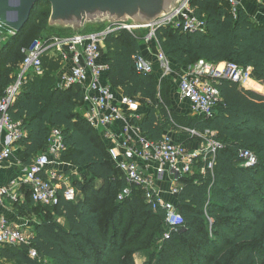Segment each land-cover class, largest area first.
I'll return each instance as SVG.
<instances>
[{
  "label": "trees",
  "instance_id": "obj_1",
  "mask_svg": "<svg viewBox=\"0 0 264 264\" xmlns=\"http://www.w3.org/2000/svg\"><path fill=\"white\" fill-rule=\"evenodd\" d=\"M191 9L204 23L203 31L157 29L165 58L182 68L199 61L214 66L233 62L264 85V24L243 10L234 11L226 0H194ZM48 16V4L34 6L25 26L0 49V100L17 81L23 50L42 35L71 37L69 32H47ZM144 37L123 30L104 40L108 68L104 82L146 109L130 124L152 142L169 129H181L223 145L212 172L200 174L197 168L204 163L198 158L194 174L181 180L174 200L182 224L165 239L164 211L152 210L139 189L132 188L129 197L117 200L126 184L110 160L107 143L81 113V88H57L60 60L44 57L43 75L28 74L7 109L24 132L15 144L18 159L29 166L46 152L52 130L58 129L64 143L58 162L86 174L79 179L69 171L62 173L80 190L74 202L65 201L60 192L55 206L34 204L30 194L26 202L14 204L18 214L35 215L38 223L28 244L0 248L3 264H135L133 254L142 251L144 242L158 244L145 264H264V94L222 80L217 84L221 100L213 118L181 116L171 105V86L154 73L134 69L133 58L141 55ZM242 150L254 155L253 166L242 167ZM148 224L155 241L146 238ZM32 249L35 258L29 256Z\"/></svg>",
  "mask_w": 264,
  "mask_h": 264
},
{
  "label": "built area",
  "instance_id": "obj_2",
  "mask_svg": "<svg viewBox=\"0 0 264 264\" xmlns=\"http://www.w3.org/2000/svg\"><path fill=\"white\" fill-rule=\"evenodd\" d=\"M193 1L184 0L171 15L149 26L144 41L156 38V31L161 27H181L184 32L203 31L204 23L193 15L191 9ZM226 1L234 11L237 10L235 0ZM123 30L132 33L129 27L117 24L77 38L54 34L42 35L30 48L23 50L24 58L20 64L17 81L6 90L5 97L0 100V163L11 158L15 144L24 136L20 125L12 122L7 114V109L21 86L23 76L26 74L42 76L44 57L59 59L63 68L57 77V88L66 89L73 85L81 88L85 121L99 132L107 143L110 160L125 181L126 187L117 195V200L123 201L129 197L132 188L139 189L144 202L152 210L164 211L163 223L166 230L164 238L167 239L170 230L182 224V217L174 200L180 190L181 180L194 174L198 158L204 163L203 167L197 168L199 173L204 175L208 171L212 172L215 155L223 145L207 136H203L204 143L195 151L187 149L184 144L175 142L167 135H163L157 142H152L130 124L131 110L136 103L123 96L119 99L115 97L113 89L104 82L107 65L100 62L101 47L106 37ZM0 34L14 35L2 25ZM133 60L136 72L144 75L153 73V63L144 55H137ZM156 61L161 64L164 75L171 72L169 61L161 52L158 53ZM179 77L177 83L179 98L189 102L192 110L205 120L213 118L214 110L221 100L217 88L219 81L227 80L247 89H252L249 86L254 81L250 70L233 62L214 66L199 61L194 66L186 68ZM123 109L129 114L125 115ZM116 123H121L120 130H116ZM130 131H134L135 137L130 136ZM190 133L199 136L195 131ZM63 151L61 132L54 129L46 152L36 157L22 170L21 183L27 186L34 204L55 206L58 204L60 192L65 201H75L77 197L75 188L66 185L63 174L49 168L51 164L59 163L58 159ZM239 158L243 161L242 167H250L256 163L254 155L247 150L240 151ZM164 177L169 179L170 189L167 193L169 200L164 199L156 188L159 180H164ZM4 196H10L12 200L17 201L16 182H11L8 187H0V199ZM30 237V234L21 228L14 227L6 218L0 217V248L28 244ZM29 256L35 258V250H30Z\"/></svg>",
  "mask_w": 264,
  "mask_h": 264
},
{
  "label": "water",
  "instance_id": "obj_3",
  "mask_svg": "<svg viewBox=\"0 0 264 264\" xmlns=\"http://www.w3.org/2000/svg\"><path fill=\"white\" fill-rule=\"evenodd\" d=\"M184 0H0V25L15 34L28 22L34 6L49 5L47 32L71 38L123 24L141 38L149 26L171 15ZM144 39L141 43H144Z\"/></svg>",
  "mask_w": 264,
  "mask_h": 264
},
{
  "label": "crops",
  "instance_id": "obj_4",
  "mask_svg": "<svg viewBox=\"0 0 264 264\" xmlns=\"http://www.w3.org/2000/svg\"><path fill=\"white\" fill-rule=\"evenodd\" d=\"M237 4V9L238 10H243L246 13L250 14L254 21L258 24H264V1L263 0H235ZM160 48L157 42L156 38H153L149 41H146L142 43L141 46V54L144 55L146 58L152 61L153 63V71L154 67L158 70L157 72L161 73L160 68H162L161 64H159L156 61V57L158 53H160ZM103 55V56H102ZM101 63H106L105 62V45L103 43L101 47ZM66 66V64H64ZM63 68V65L61 64V69ZM60 69V70H61ZM169 69H170V75L172 73L175 74L177 82L179 80V76L185 71L186 68L179 67L175 65L173 62H169ZM162 70V69H161ZM163 70L160 75H158L159 79H162L164 76ZM256 82V81H255ZM116 93L119 96H122V92L118 89H114ZM171 105L175 112L181 116L185 117H192V118H201L200 115L195 113L192 110V106L189 102L185 100H181L178 95V90L177 87L173 89L171 93ZM123 112L125 115H128V111L126 109H123ZM81 113L84 117V107H81ZM146 113V109L139 105L138 103L135 104L134 108L131 110V116L132 119L139 120L141 117ZM131 119V120H132ZM130 120V121H131ZM121 123H116L115 128L116 130H120ZM135 133L134 131H130V136H134ZM163 135H167L171 137L175 142L182 143L186 146L187 149L195 151L198 150L201 145L204 143V138L203 136H193L190 131L188 130H173L169 129L166 132L163 133ZM198 138V139H195ZM19 147L15 146L14 147V152L8 160L1 162L0 163V187H8L11 182H16V193L18 195L17 201H14L11 199L10 196H4L0 199V217L6 218V220L12 224L14 227L21 228L23 231L26 233L32 235L34 232V227L38 223V219L35 215L29 214L27 215L26 213L24 214H18V210H15L14 204L16 202L19 203H24L27 201L29 198V190L25 184H22V179H23V172L22 170L25 168L21 163L20 160L18 159V153H19ZM51 170H54L55 172L62 173L61 170L67 169L71 170L70 167L65 168L63 167L62 164H54L53 166L49 167ZM72 172H84L85 171H79L72 169ZM84 174V175H85ZM82 175V178L83 176ZM65 183L68 186H72L70 177L65 175ZM169 179L167 177H164V180H159V182L156 185V188L159 190L161 193V196L169 200L170 197L168 196V190L170 189V184H169ZM34 221V222H32ZM2 260V259H1ZM3 261V260H2Z\"/></svg>",
  "mask_w": 264,
  "mask_h": 264
},
{
  "label": "rangeland",
  "instance_id": "obj_5",
  "mask_svg": "<svg viewBox=\"0 0 264 264\" xmlns=\"http://www.w3.org/2000/svg\"><path fill=\"white\" fill-rule=\"evenodd\" d=\"M236 9H237V5H236ZM41 10H45L46 11L47 8L46 7H42ZM10 37L11 36L10 35H7V34H0V49L2 48V46L7 42V40ZM0 66H1V61H0ZM161 69L162 68H160V71L162 73V70ZM157 71L158 70L154 67V71H153L154 74L153 75L155 76V78H157L158 81L165 80L171 86L172 91H173V89H175V87H177V85H176L177 79H176L175 74L172 73L171 75L170 74H167L166 76L163 75L164 77L162 79H159L158 78L159 77L158 75H160L161 73L160 72L158 73ZM59 73H60V71L57 72V74H56L57 77H58ZM27 75L28 74L24 75L23 78H22V80L25 79V78H27L28 77ZM253 82L254 81H252L251 86L253 85L255 87L254 90L257 91V92H259V93L264 94V85H261V84H258V83L255 84ZM113 92H114L115 97L119 99L120 96L116 93V91L113 90ZM60 164H62L63 167H65V168H68L69 167L68 164H66L64 162L63 163H60ZM53 165L54 164H51L50 166H53ZM59 171H61L62 173H65L66 171H69L70 173L73 174V176L75 178L78 176L79 179L82 178V175L85 174L84 172H77V173L72 172V169L71 170L65 169V171L60 169ZM63 178L65 180V178H66L65 175L63 176ZM72 187H74V186L72 185ZM74 188H75V190H77V196L80 197L81 196L80 195V190H78V188H76V187H74ZM101 200H102V198H101ZM46 210L47 211H50V209H46ZM58 221L60 223H64L62 219H59ZM32 222H34V221H32ZM123 224L126 227L127 222H124ZM135 226H139V225L138 224H135ZM152 227L153 226L151 224H148V228L150 229V231L146 234V238L151 237L152 240H150V241H153V240L155 241L156 235L154 234V230L152 229ZM124 230L127 231V227H126V229L124 228ZM125 233L126 232H124V234ZM135 240H136V238H135ZM144 244H146V245L144 246V248L142 249V251L136 252V253L133 254V259H134L135 264H145V263H149V260L152 258L153 254H154V250L158 246V244H157V245H155L153 247L152 244L150 245L149 243H145V242H144ZM3 263L4 262L2 261V264Z\"/></svg>",
  "mask_w": 264,
  "mask_h": 264
},
{
  "label": "bare ground",
  "instance_id": "obj_6",
  "mask_svg": "<svg viewBox=\"0 0 264 264\" xmlns=\"http://www.w3.org/2000/svg\"><path fill=\"white\" fill-rule=\"evenodd\" d=\"M249 87H251V88H253V89L255 88L253 85L251 86V83H250V86H249Z\"/></svg>",
  "mask_w": 264,
  "mask_h": 264
}]
</instances>
